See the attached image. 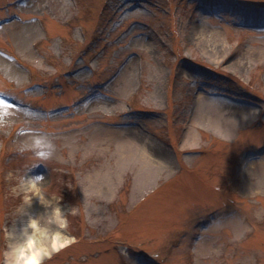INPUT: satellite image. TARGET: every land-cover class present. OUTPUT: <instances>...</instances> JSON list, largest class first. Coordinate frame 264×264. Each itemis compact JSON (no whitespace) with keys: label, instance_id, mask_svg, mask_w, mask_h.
<instances>
[{"label":"rangeland","instance_id":"rangeland-1","mask_svg":"<svg viewBox=\"0 0 264 264\" xmlns=\"http://www.w3.org/2000/svg\"><path fill=\"white\" fill-rule=\"evenodd\" d=\"M32 217L72 237L43 264H264V0H0V226Z\"/></svg>","mask_w":264,"mask_h":264},{"label":"clouds","instance_id":"clouds-1","mask_svg":"<svg viewBox=\"0 0 264 264\" xmlns=\"http://www.w3.org/2000/svg\"><path fill=\"white\" fill-rule=\"evenodd\" d=\"M27 147L45 149L43 156L51 155L52 143L45 141L43 137H35L31 142L25 144ZM39 155V153H37ZM42 158V157H41ZM42 177L37 176L31 179V189L33 192L40 191L37 181ZM6 246L0 255L3 259L0 264H43L48 253L45 241L59 240L60 233L50 232L48 227L41 223L39 218H29L26 224L9 227L6 223L0 226ZM21 237H23L21 239Z\"/></svg>","mask_w":264,"mask_h":264},{"label":"bare ground","instance_id":"bare-ground-1","mask_svg":"<svg viewBox=\"0 0 264 264\" xmlns=\"http://www.w3.org/2000/svg\"><path fill=\"white\" fill-rule=\"evenodd\" d=\"M54 207H55V210H56V211H59V210H58V209H59L58 205H54ZM55 232H57V231H55ZM57 233H59V232H57ZM60 234H62V231H61ZM21 238H23V237H21ZM59 239H61L62 241L64 240V242L59 243V245L62 246V245H64V244L67 243V241L70 239V236H67V235H66V236L64 237V232H63V234L60 235V238H59Z\"/></svg>","mask_w":264,"mask_h":264}]
</instances>
